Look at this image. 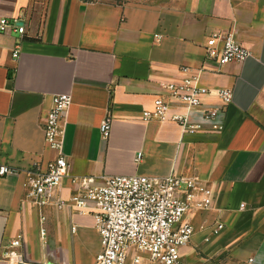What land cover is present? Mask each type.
I'll list each match as a JSON object with an SVG mask.
<instances>
[{
  "label": "crops",
  "instance_id": "0c3cea01",
  "mask_svg": "<svg viewBox=\"0 0 264 264\" xmlns=\"http://www.w3.org/2000/svg\"><path fill=\"white\" fill-rule=\"evenodd\" d=\"M0 15H22L26 26L23 35L0 34V163L19 170L0 176V253L18 234L32 264H93L101 249L92 213L39 209L26 197L27 171L57 156L43 129L52 96L70 93L57 198L71 199L75 176H196L212 188V205L184 215L194 233L182 263L264 264V0H0ZM215 31L233 32L251 55L221 66L206 60ZM203 65L204 86L234 94L217 118L222 130L197 112L194 134L142 118L165 83L191 75L182 68Z\"/></svg>",
  "mask_w": 264,
  "mask_h": 264
},
{
  "label": "built area",
  "instance_id": "2783aa9c",
  "mask_svg": "<svg viewBox=\"0 0 264 264\" xmlns=\"http://www.w3.org/2000/svg\"><path fill=\"white\" fill-rule=\"evenodd\" d=\"M17 32L23 35L26 26L22 15H0V34ZM206 60L221 66L242 62L251 55V50L240 43L233 32L215 31L209 34L204 44ZM19 46L13 51L18 57ZM191 75L182 82L165 83L164 93L158 94L152 106L143 111L145 121L173 120L179 123L183 133L194 134L201 124L191 121V113H200L204 121L211 122L214 130L224 125L217 121L220 113L233 101L230 88L211 89L201 82L206 66L184 67ZM214 97L219 105L208 103ZM70 93L52 96L51 107L46 114L43 129L46 143L57 152L46 169L34 166L27 171L26 197L39 209L46 206L64 207L71 204L80 213H92L100 237L101 249L93 264H183L180 249L194 233L189 221L183 220L189 211L209 209L212 205V188L196 176L170 173L164 176L115 175L102 177V183L91 175L75 176L72 179L75 193L71 199L56 197V190L67 173V161L62 153L66 113L71 105ZM177 106L184 112L174 111ZM109 113L100 125L103 139L111 130ZM142 152L136 159L140 160ZM18 169L0 163V176L17 173ZM243 206V205H242ZM45 215L40 217V234L45 237ZM223 225L218 223L216 231ZM4 264H32L26 259L22 234L9 239L0 253ZM250 262H253L250 259Z\"/></svg>",
  "mask_w": 264,
  "mask_h": 264
}]
</instances>
